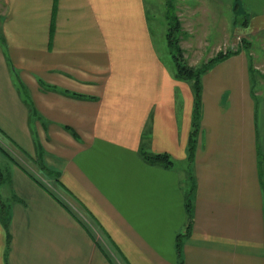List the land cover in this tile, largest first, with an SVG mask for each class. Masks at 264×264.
<instances>
[{
	"label": "crops",
	"instance_id": "crops-1",
	"mask_svg": "<svg viewBox=\"0 0 264 264\" xmlns=\"http://www.w3.org/2000/svg\"><path fill=\"white\" fill-rule=\"evenodd\" d=\"M2 1L0 264H176L189 173L182 264H264V81L252 77L264 59L251 65L252 45L202 74L193 161L178 168L193 93L157 54L144 0ZM215 1L238 4L248 37L264 31V0Z\"/></svg>",
	"mask_w": 264,
	"mask_h": 264
},
{
	"label": "rangeland",
	"instance_id": "rangeland-1",
	"mask_svg": "<svg viewBox=\"0 0 264 264\" xmlns=\"http://www.w3.org/2000/svg\"><path fill=\"white\" fill-rule=\"evenodd\" d=\"M144 6L151 40L170 75L176 71V64L167 43L168 32L177 38L182 60L191 66H199L219 53L239 50L249 44L252 46L247 52H254L251 65L264 59V31L247 36L244 32L246 17L238 4L229 7L215 0H144ZM2 11L3 1L0 0V16ZM195 60L197 65L190 64ZM255 72L253 79L264 81V65ZM17 86L25 95L24 85L17 83ZM187 163L186 158L184 164L176 162V165L181 168Z\"/></svg>",
	"mask_w": 264,
	"mask_h": 264
},
{
	"label": "trees",
	"instance_id": "trees-1",
	"mask_svg": "<svg viewBox=\"0 0 264 264\" xmlns=\"http://www.w3.org/2000/svg\"><path fill=\"white\" fill-rule=\"evenodd\" d=\"M171 6V4L169 5ZM168 18L171 20V16L168 14ZM167 43L170 48V52L175 59L176 71L174 72L175 78H180L184 80H189L192 93H193V107H192V116H191V130L188 137L187 145V160L190 165L193 161L194 150L197 144L198 134H199V120L201 115V91L202 83L201 76L207 71L214 63L235 53L238 50H231L226 53H219L213 58H210L207 62L199 66H191L185 60H182L181 49L178 45L177 38L173 33H167ZM20 83V82H17ZM21 84V83H20ZM143 135H146L147 130L144 131ZM142 146V145H141ZM141 155L150 163L161 164L163 166L172 165L173 161L167 153H153L146 151L144 148L140 150ZM2 180L0 173V182ZM193 177L188 174V187L185 190V211H186V226L183 233L177 235L176 239V249H177V263L182 264L181 257V240L182 237L186 236L190 229V224L192 220V202H193ZM0 220L4 227H7L8 223V206L6 202L1 200L0 202Z\"/></svg>",
	"mask_w": 264,
	"mask_h": 264
}]
</instances>
